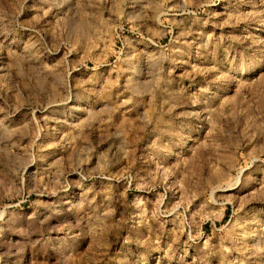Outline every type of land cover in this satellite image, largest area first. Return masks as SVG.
Here are the masks:
<instances>
[{
	"label": "rangeland",
	"instance_id": "374dc122",
	"mask_svg": "<svg viewBox=\"0 0 264 264\" xmlns=\"http://www.w3.org/2000/svg\"><path fill=\"white\" fill-rule=\"evenodd\" d=\"M0 264H264V0H0Z\"/></svg>",
	"mask_w": 264,
	"mask_h": 264
}]
</instances>
